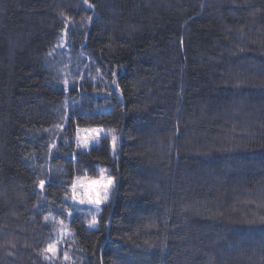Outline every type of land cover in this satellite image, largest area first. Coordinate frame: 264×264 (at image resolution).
<instances>
[{"label": "trees", "instance_id": "16d2710c", "mask_svg": "<svg viewBox=\"0 0 264 264\" xmlns=\"http://www.w3.org/2000/svg\"><path fill=\"white\" fill-rule=\"evenodd\" d=\"M64 38L90 73L69 88ZM103 170L89 227L69 186ZM262 194L264 0H0V264H264Z\"/></svg>", "mask_w": 264, "mask_h": 264}, {"label": "rangeland", "instance_id": "374dc122", "mask_svg": "<svg viewBox=\"0 0 264 264\" xmlns=\"http://www.w3.org/2000/svg\"><path fill=\"white\" fill-rule=\"evenodd\" d=\"M59 51L63 52L62 55H58L54 58L53 63L55 66H57V73L58 75L62 78V82L64 83V86L69 88L72 85L78 84L81 79H83L86 75H89L90 73L86 71V63L83 64V59L82 57H76L73 56L68 48H66V38H64L63 42L60 45ZM67 81V84L65 83ZM70 101H67L66 105H69ZM62 128L58 127L54 129L51 132V137H52V146L57 143V141L60 139L62 136ZM108 132L101 129V128H84V129H78L75 133L74 136V143L76 147L80 150H87L91 148L94 145H97L102 137L107 135ZM112 136V141H116L117 136L114 134H111ZM109 177L108 173L106 170H103L98 177L92 178V177H77L73 183H84L90 180H106V178ZM71 184V186H72ZM114 185L115 182L113 183L110 191H109V199L101 204L100 206L96 205H89V204H83L81 205L78 201H73L71 199L72 196V187L69 186V205L72 214L74 213H80L84 217L86 223L89 226V222L93 219V217L96 218L101 212L102 207L107 204L111 198L112 192L114 190ZM84 191L83 188L77 187V193L80 194ZM258 198V197H257ZM256 197H253L254 205L256 209H260L264 205V196L263 194L260 195V199H257ZM262 199V200H261ZM253 203L251 201H242L241 205L245 209L247 204ZM68 211V212H69ZM259 211H252L251 213H246V217L251 216V222L249 221L248 223H254L257 220H262L263 217H260ZM48 222H54L56 225L53 227V236L55 237V240L53 241L48 248H55L57 251L56 252H45V256L49 258L51 261H59V260H67L68 258H71L70 252H67L65 249H63L64 246V240L63 237L66 239H70L71 232L67 228L66 222L62 219H59L57 217H52L49 216L47 219ZM62 222V223H61ZM97 223L95 224V226ZM93 226V227H95ZM7 244L9 243L10 246V241L9 238L6 239ZM254 241V240H253ZM256 244V241H254ZM260 246V244H259ZM240 244L235 243L234 248H239ZM47 248V249H48ZM65 255L67 258L65 259Z\"/></svg>", "mask_w": 264, "mask_h": 264}, {"label": "snow or ice", "instance_id": "6c2138e0", "mask_svg": "<svg viewBox=\"0 0 264 264\" xmlns=\"http://www.w3.org/2000/svg\"><path fill=\"white\" fill-rule=\"evenodd\" d=\"M85 4H88V0H84ZM91 7V5H88ZM67 84V81H65ZM114 183L113 177H107L106 180H90L84 183H73L72 184V196L73 201H78L81 205L89 204L100 206L109 199V191ZM45 185L44 181H40V188L43 189ZM77 187L83 188L84 191L80 194L77 193ZM71 216V211L68 212ZM47 219V218H46ZM62 223V222H61ZM97 220L95 217L89 222V227L95 226ZM46 252H56L55 248H48ZM67 256L65 255V259Z\"/></svg>", "mask_w": 264, "mask_h": 264}]
</instances>
